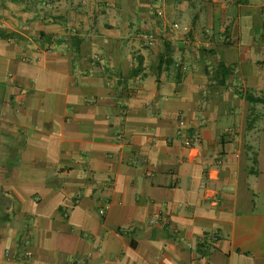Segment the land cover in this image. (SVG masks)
<instances>
[{
    "label": "crops",
    "instance_id": "0c3cea01",
    "mask_svg": "<svg viewBox=\"0 0 264 264\" xmlns=\"http://www.w3.org/2000/svg\"><path fill=\"white\" fill-rule=\"evenodd\" d=\"M0 33V264H264V0H0Z\"/></svg>",
    "mask_w": 264,
    "mask_h": 264
},
{
    "label": "built area",
    "instance_id": "2783aa9c",
    "mask_svg": "<svg viewBox=\"0 0 264 264\" xmlns=\"http://www.w3.org/2000/svg\"><path fill=\"white\" fill-rule=\"evenodd\" d=\"M157 14L159 16H161V12L160 11H157ZM142 37L145 39L147 45H149V46L153 45V43H154V36H153L152 33H146ZM203 186L204 185L202 184L201 187H203ZM151 223L152 224L155 223V220H152ZM206 238L209 239V241H212V242H216L218 240V237L215 234H213V233L207 235Z\"/></svg>",
    "mask_w": 264,
    "mask_h": 264
},
{
    "label": "trees",
    "instance_id": "16d2710c",
    "mask_svg": "<svg viewBox=\"0 0 264 264\" xmlns=\"http://www.w3.org/2000/svg\"><path fill=\"white\" fill-rule=\"evenodd\" d=\"M38 2V1H36ZM9 34L7 35H3L0 33V37H8ZM244 98L246 99V101H248L251 104H263L264 105V99L260 98V97H255L252 93H244Z\"/></svg>",
    "mask_w": 264,
    "mask_h": 264
}]
</instances>
